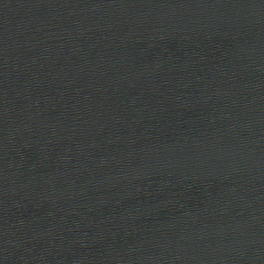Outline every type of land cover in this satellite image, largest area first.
I'll use <instances>...</instances> for the list:
<instances>
[{"label":"water","instance_id":"95a60500","mask_svg":"<svg viewBox=\"0 0 264 264\" xmlns=\"http://www.w3.org/2000/svg\"><path fill=\"white\" fill-rule=\"evenodd\" d=\"M0 264H264V0H0Z\"/></svg>","mask_w":264,"mask_h":264}]
</instances>
